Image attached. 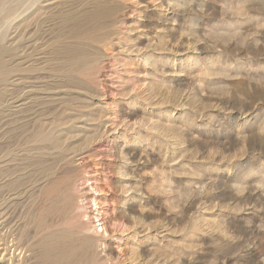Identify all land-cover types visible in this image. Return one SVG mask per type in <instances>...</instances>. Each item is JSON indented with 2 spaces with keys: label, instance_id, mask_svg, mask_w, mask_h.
I'll return each mask as SVG.
<instances>
[{
  "label": "rangeland",
  "instance_id": "1",
  "mask_svg": "<svg viewBox=\"0 0 264 264\" xmlns=\"http://www.w3.org/2000/svg\"><path fill=\"white\" fill-rule=\"evenodd\" d=\"M128 3L111 38L94 45L102 61L81 74L75 71L73 79L80 82L71 90L64 84L69 94L62 95L58 112L54 99L38 100L50 118L69 108L73 114L59 128L69 131L66 143L76 150L65 167L80 174L73 189L78 224L98 239L100 256L110 246L122 264H149L151 254L165 264H243L248 243L255 247L253 261L264 251V0ZM67 32L62 40L80 43ZM118 35L138 37L136 47L146 59L122 48ZM30 63L14 67L11 80L22 84L9 83L7 90L24 85L35 87L39 96L53 94L52 62ZM144 89H150L149 99ZM20 103H13V110ZM141 117L150 118L149 128L132 126ZM137 133L149 143L134 142ZM122 153L126 167L133 159L140 166L133 165L126 177L141 185L134 199L122 192L125 177L117 173ZM126 203L131 215L124 214ZM135 217L161 232L152 231L150 239L145 232L136 234V227L118 232L119 223L131 224ZM252 225L259 231L251 232ZM245 237L249 240L242 244ZM231 239L242 244L238 259L230 255ZM132 245L138 262L130 259Z\"/></svg>",
  "mask_w": 264,
  "mask_h": 264
},
{
  "label": "bare ground",
  "instance_id": "2",
  "mask_svg": "<svg viewBox=\"0 0 264 264\" xmlns=\"http://www.w3.org/2000/svg\"><path fill=\"white\" fill-rule=\"evenodd\" d=\"M128 1L0 0V89L5 88L9 83L14 86L22 84L20 80H11V78L17 74L15 69L23 68L19 66L20 64L29 62L31 65L43 64L44 67L49 66L51 61V67L53 65L52 68L55 69L53 76L57 78L56 83L53 82L56 87L51 95L39 96L35 87L22 85L16 90L15 88L7 90L6 87L5 97L0 101V264H122L116 256H113L110 246L107 254L100 256L98 239L83 233V225L78 224L77 220L80 216L76 215L77 212L74 214L76 196L73 189L80 174L76 169H66L65 162L76 150L72 151L66 143L71 136L69 131L59 128L73 120L71 108L70 111L62 110L67 113L64 116L59 114L50 118L46 113L45 102L38 100L54 99V106L58 112L63 106L62 95L69 94L67 93L69 89H63L65 85L69 88L79 85L77 82L79 80L73 79L75 76L73 73L76 71L81 74L84 69H90L102 61V54L94 45L104 44L106 39L111 38L110 35L115 32L114 28L118 22L117 17L128 7ZM67 31L72 39L79 40L80 43L76 44L64 38L62 40L61 37ZM117 38L122 48L131 52L136 51L139 58L146 59L145 53L140 54L142 48L136 47L137 43L134 40L138 37L132 39L127 35H118ZM81 82L82 85L87 84L86 81ZM91 86L94 87L92 84ZM149 90L143 91L144 95L148 96L147 99L152 96ZM125 93L128 96L129 90ZM132 101L134 102L135 99L133 98ZM19 102L21 103L17 105V110H13V103ZM60 104L62 106H59ZM21 105L25 106L20 108ZM129 112L133 113L134 109ZM145 118H137L132 126L137 125L141 128L149 126L151 120ZM30 125L34 126L33 129H29ZM129 129L136 130L135 127ZM107 133L108 130L105 134ZM138 133L133 136L134 142L139 144L145 141L148 144L146 136L143 137ZM125 155H128V152H125ZM125 155L122 153V162L117 166V173L120 178L125 177L121 184L122 192L129 193L130 199H134L140 193L141 185L134 181L133 176L129 179L126 177L130 175L133 165L137 168L140 166L133 159L132 166L126 167ZM130 157L129 155L128 159ZM139 158L142 159V156ZM138 175L136 173V176ZM131 207L130 203L123 206L125 215H131ZM145 220L135 217L131 224L122 221L119 223L118 232L124 234L136 227L135 229L138 230L135 231L136 234L145 232V236L150 239L152 231L160 230L159 227ZM252 226L255 228H249L251 232L259 231L258 226ZM220 231L223 235L227 233L224 229ZM248 238L245 237L242 244L247 243ZM242 244L234 239L227 243L233 258L240 255ZM253 247L249 243L246 244L245 250H242L245 251L243 252L245 259L240 260L243 264H264V251L253 261L250 260L255 253ZM130 249L131 261L138 262L137 251L134 252L136 248L132 245ZM153 252L155 253L154 249ZM160 255L163 257L166 254ZM149 257L147 259L149 264H165L166 260H162L158 255L151 254ZM165 258L168 260V256ZM198 262L200 261L196 260V263Z\"/></svg>",
  "mask_w": 264,
  "mask_h": 264
}]
</instances>
